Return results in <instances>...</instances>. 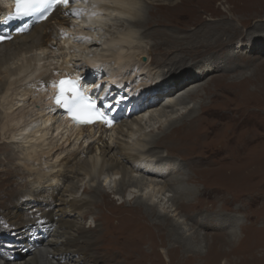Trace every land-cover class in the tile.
Segmentation results:
<instances>
[{
    "label": "bare ground",
    "instance_id": "1",
    "mask_svg": "<svg viewBox=\"0 0 264 264\" xmlns=\"http://www.w3.org/2000/svg\"><path fill=\"white\" fill-rule=\"evenodd\" d=\"M140 1L96 0L91 1L90 10L99 14L103 12L129 14L132 17L130 24L141 28H152L155 24H166L167 22L174 24L185 22L184 25L178 24V26L193 28L192 40L187 41L188 44L182 47V41L178 40L180 37H175L166 31L159 32L167 36L166 39L172 42L173 47L159 53L156 50L153 51L157 56L151 58L150 64L156 65L154 70L158 68L157 71L162 72L163 79L170 77L161 87V90L168 91L154 95L151 92L138 90L130 84L127 85L128 92L125 93L122 84H120L118 89L121 90L116 92L111 102L121 107L127 106V104L132 106L130 112L125 111V113H121L122 116L112 115L113 121L110 125L98 123L94 126L82 127L68 119L65 112L54 105L55 89L52 81L62 75L74 74L81 77L87 88H92L91 92L99 91L100 99L104 95L105 97L109 96L112 86L103 89L102 81L105 77L111 78L110 76L113 74L107 75L106 67L100 64L102 60L99 57H102L103 53L100 52L101 54L98 53L95 58L89 60L82 57V53L86 49L93 48L98 44L94 38V30L97 27L95 23L99 20H91L92 23H87L77 29L76 25H79V22L75 21L78 19L79 13L85 9L84 3L79 4L78 0V6H73V2H69L66 7L57 6L41 22L29 18L13 23V27H8L4 23L13 16V9L6 6L11 3V0H0V101L2 98L5 99L8 94L15 96L6 107L9 112L32 95L37 94L36 102L39 97L49 100L46 106H43L45 110L42 115L44 122L38 130L25 136L21 143L15 141L13 144L3 143L0 145V154L4 155V157L0 156V172L5 174L3 177L0 176V185L8 186L16 183L19 187L21 183L11 178V173L16 177L28 172L36 174L38 185H41L40 188L38 186L37 189L31 190L29 194L25 191L19 192V196L15 197L13 202L3 200L11 190L1 191L0 204L4 203L5 205H3L4 209L0 211V264H81L85 263L84 259L87 257L95 261L93 254H98L95 252L98 247L107 250L119 249L123 254V257L118 258L119 264H163L158 248L164 246L172 237L178 240L182 249L193 253L189 262L219 264L223 259H228V262L231 263L229 257H220L222 252L225 254L227 252L222 249L223 247L214 246L205 253L200 251L198 249L199 237L187 238L183 225L163 216L162 203L159 206V203L155 204L152 199L149 201L140 200L133 208L126 209L128 214L118 217L116 223H113L112 218L109 217V224L102 233L99 232L100 224H97L95 229L88 230L80 219L84 215L92 213V204L99 197L107 198L103 183L95 187H86L84 191L90 193L88 198L74 196L73 192L78 187L74 179L81 173L94 174L97 170H106L110 173H120L125 178L131 172H138L140 175L134 176L131 184L144 190H148L150 186L154 190L157 188V193L153 195V198L159 195L162 201L170 200L171 196L175 194L188 197V199L193 196L197 199V194L214 197L217 195L215 193H217L218 187L213 186L212 181L219 177L238 178V181L242 182L261 176L264 134L252 132L243 125L247 121L246 118L255 113L251 114L250 112L259 109L255 98H258L256 95L261 94L262 88H250L249 83L253 75V81L256 78L258 82L261 81L257 76L258 74L261 76L263 71L259 69H262V66H257L251 76L237 81L229 73L233 70L235 72L243 70L241 69L243 65L236 64L235 61V65L227 67L222 74L214 75L216 77L212 80L214 82L212 87L207 86L208 88H206L205 85L208 83L199 79L193 80L175 92H173L174 88H169L170 86L177 87L187 81L183 80L185 77L198 75L195 74L196 71L202 73L201 68L193 69L194 66L190 65L197 59L201 60L208 56L205 61L208 64V69L215 70V67L219 66L216 64L221 61V58L214 53L217 48L225 45L242 47L249 40L251 44L256 43L260 46L261 41H264V23H261L263 20L261 11L255 12L257 24L253 30L241 32L242 30L238 29L234 23L221 24L224 30L223 27L219 28L206 23L207 17H203L202 7L204 4L211 5L214 0H148L151 2V6L147 10L148 15L141 12ZM247 3H242V7L247 8ZM236 5L237 3L234 6ZM227 7L232 11L231 3ZM208 8L206 7V9ZM9 30H12L11 34ZM72 31L75 32L74 39H72ZM156 32L158 30L153 31L152 34H156ZM226 32L229 34L224 38ZM141 35L138 36V40L148 36L146 33ZM198 35L200 39L197 40ZM134 37L135 33L129 31L125 33L123 39L125 43H129ZM117 46L115 52L117 59H120L123 56L125 45L119 43ZM178 46L186 50L185 55L177 53L179 49L174 48ZM245 47L247 48L248 45ZM151 52V49L150 51L144 49L133 52L131 57H136L132 62L127 63L128 67L141 71L142 61H144L142 59L146 58L142 55H153ZM233 58V55L228 54L227 61L231 62ZM245 66L249 65L246 63ZM150 74L152 73L150 72ZM202 87H204L205 93L210 95L208 98H212L211 101L215 102L217 98L222 97V101L218 102L222 107L202 101L199 109L189 107L188 114L170 121L168 128L165 125H160L162 127L161 134L151 138L150 146L146 150L141 151L135 146L132 147V142L129 139L135 135L137 130L145 129L143 122L148 112H150L149 117L151 118L152 113L159 110L157 109L159 104L163 108L179 104L188 106L191 98L200 95L199 91ZM130 93L132 96H129ZM222 94H226V96ZM1 130L4 132L5 124L2 125ZM51 130L52 134L57 131L58 135L61 134V138L66 137L65 141H71L73 138L70 144L77 148L60 152L57 150L55 156L46 159V154H49L58 145L56 141L52 147L49 146V151L45 150L46 143L44 142L49 138L46 135ZM202 130H208L206 132L209 134L207 141L199 140ZM39 131L41 134L38 136ZM110 132H114L118 139L113 144L107 140ZM146 132L144 131L145 137L139 136L136 139L135 145H142L146 142L147 136L151 134ZM50 138L54 140L56 137L51 135ZM168 140H172V145H176L177 149L186 150L187 156H182L183 159L189 158L188 154L196 155L198 149L206 147L209 151H213L212 155L221 156L220 159H212L206 163L209 166H220L201 172H197L196 169L186 178L174 176L163 181L159 180L157 179L160 173L158 169L166 167L169 171L168 167H170L169 164L166 166L162 163L177 157L174 152L178 150H175L174 147H167L168 153L165 156L156 155L157 152L154 153L156 148L164 146ZM86 142L89 143L84 146ZM17 148L19 149L16 150ZM19 151L26 154L27 157L24 161L20 159L22 156L18 154ZM98 151H100L101 161H99ZM151 153H154L158 159L157 162L160 163L158 167L154 166L153 162L151 163L153 167H149L146 159L150 158ZM143 154H148V156L143 157ZM12 164L15 167H12ZM43 177L45 179H42ZM145 179L152 180L149 181L150 183H146ZM197 181H202L203 187H198ZM160 183L162 186L159 185ZM24 185L26 184L24 183ZM15 192L16 188H13L11 195ZM121 192L125 200H133L135 197L132 194H127L125 189H122ZM56 204L58 206L54 209ZM194 204L196 203L192 200H184L179 203V207L190 208ZM147 215L159 219V222L155 224L156 230L152 224H148L144 220L148 217ZM95 218L98 221L102 220L103 214H98ZM234 233L232 231L226 237V242L231 246L233 241H236L233 238ZM6 236L10 238V243L4 239ZM242 242L243 240L233 247L235 251H239L244 246V242ZM174 251L179 252V250ZM69 253L77 257L71 258ZM136 253L140 257H136ZM223 264H227V262Z\"/></svg>",
    "mask_w": 264,
    "mask_h": 264
},
{
    "label": "rangeland",
    "instance_id": "2",
    "mask_svg": "<svg viewBox=\"0 0 264 264\" xmlns=\"http://www.w3.org/2000/svg\"><path fill=\"white\" fill-rule=\"evenodd\" d=\"M91 1H96V0H79L78 3L80 4L83 2L84 3L83 6H85V9L83 12L79 13L77 19L78 21L77 20L75 21L77 23L79 22V25H76V28L80 29L82 28V25H86L87 23L88 24L92 23L90 22L91 20L94 19L99 20V22L95 23L96 25L94 24L95 26H97L96 29L94 30L95 32L94 38H96L98 44L93 48L86 49L82 53L83 54L82 57L84 59L86 58L89 60L95 58V56H97L98 53L100 52L103 53V56L99 57L100 60H102L103 64L102 63L100 64L106 67L107 75L108 74L115 75L114 77L113 75L110 76L111 78L105 77L102 81L103 89H105V87L107 88L112 86V89L110 90L111 95L108 97V100L111 101L116 95V92L118 90H121L118 89L120 84H122L123 91L125 93L128 92L127 85L130 84H132V86H135V88L138 90L151 92L154 95L160 93L163 94L167 92L168 90L166 89L161 90V87L165 82H167L166 80H168L170 77L163 79L161 76L162 72L160 73L159 70L157 71L158 68L157 69L155 68L154 70V66L156 65L150 64L151 58L152 57L155 58L157 56L156 52L153 51L156 50L159 53L173 47L172 42L166 39L167 36L159 32L166 31L167 33L169 34L171 33V35H174L175 37H180V39L178 38V40H181L182 47L183 46L185 47L186 46L185 44H188L187 41L190 42L192 40L191 35L193 34L192 31L194 29L189 26L180 28V25H184L185 22L178 23L180 24L179 26L176 23L174 24L170 22H167L166 24H155L152 28H141V27L132 26L130 24L131 23L130 19L132 17L129 14H123L119 12H113L112 14H109L108 12H103L102 14L96 13L90 10ZM78 3L77 6L79 5ZM224 3L226 6L224 5ZM229 3L233 5L232 11H230V9L227 7ZM235 3H237L236 6H234ZM242 3H247V8H243ZM150 6H151L150 1L148 0L140 1L139 7L144 15H148L147 10L149 9ZM208 6L204 4V6L202 7L203 8L202 15L204 18L207 17L206 23H209L210 25H216V27L219 28L223 27L221 24L234 23L238 29L242 30L241 32L252 31L255 24H257L255 12L258 10L261 11V16L263 17L261 23H264V0H214V2H212V4L211 5L209 4ZM206 7L208 9H206ZM252 9L253 11H251ZM93 13L96 14L88 15ZM157 30L158 32H156V34L154 33L152 34L153 31H157ZM129 31L135 33V37L131 39L129 43H125L123 38L125 36V33H128ZM5 32L3 33L7 34ZM72 32H73L72 39H74L75 32L74 31ZM9 33L11 34L12 30H9ZM145 33L148 36L142 39L139 38L140 40L139 41L138 36H142L141 34H145ZM228 34H229L228 32L224 33V38H226ZM183 36L186 37L184 38ZM198 39H200L199 35L197 36V40ZM119 43H123V45H125L124 51L122 52L124 57L122 56L120 59H117V54L115 51L117 50L116 48H118L117 45ZM250 44L251 41L249 40L247 44H245L248 45L247 48L245 47V45L242 47L238 45L236 46L225 45L223 47H220L219 49L217 48L214 53L216 56L221 58V61H219V64H216L219 65L218 67L214 66L215 70L208 69V64L205 62L208 56L205 58H201V60L197 59L196 62L195 61L191 62L190 65L194 66L193 69L201 68L203 70L202 73L196 71L195 74L198 75L185 77L183 80H187V81L183 82L181 85H178L177 87L170 86L169 88L170 89L174 88L173 92H175L178 89L185 87V85L192 82L193 80H199V79L209 84V85L208 84L205 85L206 88H208L207 86L212 87L214 83L212 82L213 78L222 74V72L227 67H230V65L231 66L235 65L234 64L235 61L236 64L238 63L239 65L241 64L243 65V67H241V69L243 70H240L239 72H235L233 70L230 71L229 73L231 76L234 77L233 79L234 80L237 79V81H239L240 79L246 76H251V74L255 71V68L257 66L258 67L262 66V69L259 70L263 72L260 74L261 76H259V74L257 76L260 77L261 81L258 82L257 78L255 79V81H253L254 79V75H253L251 76V81L249 83L250 88H255V87L262 88L261 94L259 95L257 93L258 95L256 96H258V98H255V101L259 103V104L257 103L259 109H254V111L250 112L251 114H253L254 112L255 113L253 115L248 116L247 117L248 119L246 118L247 121L243 126L249 128L250 131L252 132H261L262 134H264V94H263L264 41H261L262 45L260 44V46L258 44L256 45V43L251 45ZM179 47L181 46L175 47L174 49L176 50L179 49V51L177 52L178 54L185 55L186 50L181 49ZM144 49L149 51L151 49L152 50L151 53L153 55L151 54L150 56H148L149 54L142 55L143 57L146 58L142 59L144 61H142L143 65L141 66L142 67L141 71L139 70L140 71L139 72L138 70H135L133 67H128L127 63L132 62V60H134L136 57L135 56L132 58L131 57L132 53L135 51L136 52L140 50L142 51ZM228 54L233 55L234 57L231 62L227 61ZM246 63L249 66H245ZM124 66L126 67L124 68ZM150 72L152 74H150ZM211 76L214 77H212V79H209V77ZM108 82L111 83L109 84ZM199 92H200L199 96L195 98H191L189 100L188 106L185 104H181V105L179 104V105H175L174 107L163 108L162 105L159 104L157 108L159 110L154 111L152 113L153 115L151 116V118L149 117L150 112H148L146 119L143 122L145 129H143L142 131L137 130V132H135V135L131 139H129L130 142H132V147L134 148L135 146L136 149L139 150L141 149V151L146 150L150 146L149 143L151 142V138L157 137L158 135L161 134L162 127H160V125H165V127L168 128L170 121L182 115L188 114L187 112L190 110V108L196 107L197 109H199L200 103L202 101L203 102L207 101L208 104H213V105L216 104L219 107L220 104H218V102L222 101V97L219 99L217 98L215 103L211 101L212 98L211 99L208 98L209 94L207 95L205 93L204 87H202ZM222 95L226 96V94H222ZM129 96H132V93H130ZM14 97H15L14 95L8 94L7 97H5V99L2 98L0 101V145L3 143L13 144L15 143V141L17 143L19 142L21 143L24 140L25 136H28L29 134H33L34 131L38 130L40 128V125L43 124L44 122V118H42V115L45 112L44 107L46 106V103L49 100H44L41 97H39L38 101L36 102L35 100L38 97L37 94L32 95V97H29L25 101H22L20 104H18L14 110H10L9 112H7L6 107ZM111 104H113V102H111ZM111 104L109 106H111ZM114 106L115 107H112V108H116L114 114L120 116H122L121 113H125V111L130 112V109L132 107V106H128V104H127L128 107L126 105H124L123 107L121 106L118 107L116 105ZM220 107L222 106L220 105ZM207 118H209V116H207ZM3 124H5L4 132H2L1 130ZM144 131L149 132V134L151 133L149 136H147L146 142L142 143V145H135L136 139L139 136L145 137ZM206 132H208V130H202L200 132L199 140L207 141L209 134ZM57 133H58L57 131H54L52 134V130H51L46 135L47 137H49L44 142L46 143L45 145L46 151L50 150V147H52L54 142L57 141L58 144L53 151L49 152V154H46L45 156L46 159L47 158L51 159L53 156H55L56 155L55 152L57 150L58 152H60L61 150L68 151L72 148H77V146L73 147L72 144H70L73 138L71 141H65L66 137L61 138V134L58 135ZM40 134L41 131H39L38 136ZM51 135H53V137L56 138L54 140H51L52 139L50 138ZM116 138L117 137L114 132H110L109 135L107 136V140H109V143L112 144L118 140ZM35 140L36 138L34 139V141ZM88 143L89 142H86L84 146L88 145ZM172 144L173 141L168 140L164 146H160L156 148L154 151L155 154L157 152L156 155L165 156L168 153L167 147H171V148L174 147L175 150H178L174 152V155H177L175 159L174 158H172L171 160L168 159L167 161H164L162 163V164H166V166H168L169 164L170 166L168 167L169 171L166 169V167L165 168L161 167L162 169L159 167L160 168L158 169L159 171L157 170L158 172H160L158 175L159 178H157L159 180L161 179L163 181L164 179H169L174 176H182L186 178V176L193 173V171L196 169L197 172H201L208 168L214 169L220 166V165L209 166L206 163L209 160L221 158V156H217V154L215 156L212 155L213 151H209L206 147H202L198 149L199 151L197 150L196 155L188 154V156L190 157L183 159L184 157L187 156L186 150L182 148L177 149L178 147H176V145L173 146ZM262 144H263L262 145L263 151L261 154L262 155L261 176L252 179H247L242 182L238 181V178L225 179L219 177L218 179L212 181V183H214L213 186L218 187L217 193H215L217 195L214 197L205 196L204 194H197V199H195V196L189 197L188 199V197L175 194L171 196L170 200L162 201L159 195L157 197L154 196L153 198V195L157 193L156 192L157 188H155L154 190L153 187L150 186L148 190L147 189L144 190L137 188L136 186L131 184L134 176L140 175L138 172H131L127 176H125V178H123L122 174L120 173H110L106 170H100V171L97 170L96 173L94 174L81 173L78 177L74 179V182L78 186L77 189H75V192H73L74 196H76L77 198H86V197L88 198L90 197V193L85 192L84 189L86 187L99 186L102 185L103 183L105 184V192L107 194V198L103 199L99 197L96 200V202L92 204V213H89L88 215H84L80 219L83 222V225H85L88 230L95 229L96 225L100 224L101 230L99 232L102 233L105 227L109 224V217L112 218L111 221L113 223H116L118 222V217L128 214L126 209L133 208L138 204L140 200L149 201L152 199L153 202H155V204L159 203V206H161L162 203L161 210L163 216H166L167 218H169V220L178 221L180 225H183L184 227L183 230L185 231L186 233L185 235L187 236V238H191V236L199 237L198 249L200 251L205 253L211 247L214 246L217 248L223 247L222 249L227 252L226 254L222 252L220 254V257H229L231 263L228 262V259H223L219 264H223L225 262H227V264H264V138L262 139ZM18 149L19 148H17L16 150ZM154 153L150 154L151 155L150 158L149 157L148 159L145 158L148 164L150 165V166L148 165L149 167H153V165L158 167V165L160 164L159 161L157 162L158 159L155 157ZM18 154L22 156L20 159L23 161L27 157L26 154L22 153L21 151H19ZM98 155H99V161H101L100 151H98ZM0 156L4 157V155L2 154H0ZM147 156L148 154L147 155L143 154V157H147ZM152 162L153 165L151 164ZM11 166L15 167L13 166V164ZM20 170L22 172V169ZM12 174L13 173H11V178L16 179V181L21 184L19 185V187H17L16 183H13L8 186H6L5 184L0 185L1 187L0 194L1 191L11 190L10 194H8V196L3 200H6L8 202L11 201L13 202L14 201L13 199L19 196L20 194L19 192L25 191V193L29 194L31 193V190H35L37 189L38 186H39L38 188H40L41 186L38 185L39 184V182L37 181L38 176L36 174L33 173L31 174L28 172L26 174L24 173L16 177H14V175L12 176ZM0 176L1 177L5 176L4 172H0ZM42 179H45V177H43ZM151 180L152 179L149 180L145 179L144 181L146 183H150L149 181ZM24 183L28 187H25L26 185L23 186ZM159 185L162 186L161 183ZM197 186L203 187L202 181L201 182L197 181ZM13 188L14 189L16 188V192L15 194L11 195L13 193ZM122 189H125L127 191V194L134 195L135 196L134 199L125 200L123 197V193L121 192ZM184 200L186 201L192 200V202L196 203L197 206L196 204H194L190 208H182V207L180 208L179 203H181ZM3 205L5 204L3 203ZM3 205L0 204V211L4 209ZM57 206L58 205L56 204L54 206V209L57 208ZM98 214L100 215L103 214L102 220L99 221L96 220L95 217ZM147 216L148 217H146L144 220L148 224L149 223L152 224L154 229L156 230L155 224L159 222V219L156 217H151L149 215ZM193 216L194 219H192ZM232 231L235 232L233 238L236 241H233L231 246L226 242V237ZM4 239L5 240L7 239L6 241L10 243L9 242L10 238L6 236L4 237ZM241 240H243L244 246H242V248H240L239 251H235L233 247L236 244L240 243ZM174 250H179V252L177 253ZM95 252L98 253V254H93V259L95 257V261L92 260L90 257H87L86 259H84L85 263L82 262L81 264H119L118 258L123 257V254L119 249L107 250L106 248L104 249L98 247L95 250ZM158 252L163 260V264H202L201 262L199 263L189 262V259L191 258L190 256L193 253L186 252L184 249H182L181 244L178 242V240H176L173 237L168 239L167 243L164 244V246H159ZM69 255L71 258L77 257L76 255L71 253H69ZM135 255L136 257H140L138 253H136Z\"/></svg>",
    "mask_w": 264,
    "mask_h": 264
},
{
    "label": "snow or ice",
    "instance_id": "3",
    "mask_svg": "<svg viewBox=\"0 0 264 264\" xmlns=\"http://www.w3.org/2000/svg\"><path fill=\"white\" fill-rule=\"evenodd\" d=\"M70 0H16V13L18 16H31L36 13H39L42 18H46V13L48 12L49 9L53 8L54 6H67L69 4ZM23 9V11H21ZM65 85H72L73 91H76V82L74 81H65L62 80L60 81V95L57 96L56 101L57 104L60 105L61 107H68V110L70 112L73 111H79L78 109H73V107L69 106L67 101H63V96L66 91ZM99 87V85H97ZM78 99L81 100H90V98L83 96L82 94L77 92ZM73 104L76 103V101L72 102ZM82 108L86 107L89 111V116L86 119L79 120L81 123H92L94 122V118L96 116L100 117L101 122L109 124L110 121L102 114L99 112L98 109L95 108V102L92 101L88 105L81 106ZM74 119H78L77 116L73 117Z\"/></svg>",
    "mask_w": 264,
    "mask_h": 264
}]
</instances>
